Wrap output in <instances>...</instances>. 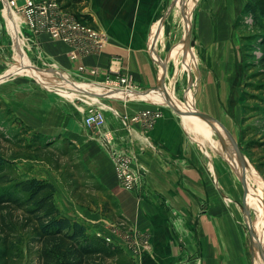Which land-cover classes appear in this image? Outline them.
<instances>
[{
  "label": "rangeland",
  "instance_id": "obj_1",
  "mask_svg": "<svg viewBox=\"0 0 264 264\" xmlns=\"http://www.w3.org/2000/svg\"><path fill=\"white\" fill-rule=\"evenodd\" d=\"M246 2L186 0L184 12L192 17L191 42L195 43L197 28L199 33L207 34L208 29L204 27L215 26L222 16H226L222 27L227 24V37L221 44L220 40L215 42L213 38L202 36L192 51L194 55L179 51L177 61L168 63L164 61L174 46L184 42L188 26L183 12L177 15L179 0H170L168 5L172 15L168 18V28L174 36L168 54L161 55L160 67L161 72L166 73L167 88L173 97L188 105L194 103L190 101L193 96L196 109L206 112L230 132L243 157L264 181V94L248 89L254 96H244L249 75L264 73V47L252 17L243 16ZM8 7L6 0H0V155L9 162L2 174L11 179L48 181L56 188L55 201L61 212L78 219L93 216L102 220L97 223H102L109 231L115 226L132 233V225L119 216L116 199L97 182L83 155L87 141H97L101 149L109 152L115 168L114 155L119 153L106 136V127L108 121L117 120L116 109L120 102L101 93H86L84 86L89 83L49 61L36 47L33 37L39 34L29 27L24 17ZM68 14L75 16L73 11ZM99 71L98 75L101 74ZM259 80L256 78L252 82ZM91 107L100 109L106 118L100 131L84 125L85 114ZM162 107L173 113L178 123L185 127V138L197 143L195 146L200 149L196 152L200 153L202 168L211 171L216 204L232 209L233 220L241 225L247 239L250 259L253 264H264V256L260 253L264 252V188L258 183L261 179L252 171L246 172V181L252 188L247 195L237 168L227 158L236 155L233 151L226 152L211 126L208 125L209 134H205L204 124L187 109L188 115L192 116L188 118L201 124V129L191 133L182 115L175 113L167 103ZM123 120L126 126L132 125L129 119ZM124 157L130 156L124 154ZM131 159L133 167L134 160ZM144 190L142 179L138 198L144 195ZM164 196L163 203H166L163 206L166 205L167 212L162 216L166 221L175 222L181 216L170 212L173 206L192 203L186 195L173 203ZM198 202L201 206L208 204L203 194Z\"/></svg>",
  "mask_w": 264,
  "mask_h": 264
},
{
  "label": "crops",
  "instance_id": "obj_2",
  "mask_svg": "<svg viewBox=\"0 0 264 264\" xmlns=\"http://www.w3.org/2000/svg\"><path fill=\"white\" fill-rule=\"evenodd\" d=\"M81 1L82 13L90 17L93 27L108 37L99 54L73 61L69 57L68 45L53 41L45 34L34 35L33 38L36 47L49 61L89 83L84 86L86 93H101L120 102L116 109L117 120L108 121L106 136L113 141L118 155L128 154L133 158V169L141 173L145 184L144 195L138 198L120 187L112 157L99 147L97 141H87V147L83 149L84 161L97 182L116 199L119 216L146 234L151 244L150 250L142 257L132 255L123 243L118 247L136 264H253L247 239L241 225L233 220L232 209L216 204L211 171L202 168L200 153L196 152L200 148L195 146L196 142L185 138V127L178 123L173 113L162 107L167 103L164 93L183 104L167 88L168 80H163L160 67L161 55L168 54L174 36L168 28V18L172 15L168 5L170 0ZM177 10V15L182 12L179 4ZM225 17L222 16L215 26L204 27L208 29L207 34L199 33L197 28L194 47L202 36L213 38L215 42L220 40L223 44L228 31L226 23L222 27ZM181 23L184 26L183 17ZM181 53L177 52L172 60L176 62ZM81 68L99 69L101 74L91 75ZM128 74L133 78L131 90L124 89L115 81L116 77ZM190 99L194 103L188 105L195 106L194 97ZM145 110L160 112L161 116L152 127H142L137 123L125 125L124 118L131 119ZM181 117L185 118V115ZM187 129L190 132L195 130L191 126ZM205 130L203 132L209 134ZM202 194L208 203L203 206L198 202ZM164 195L172 203L185 198V195L192 202H183L182 206L175 205L170 209L171 213L181 215L175 222L166 221L162 216L167 212L166 205L163 206L166 203H163ZM62 214L84 225L92 234L109 233L108 228L97 223L102 220L93 216L78 219L63 211Z\"/></svg>",
  "mask_w": 264,
  "mask_h": 264
},
{
  "label": "trees",
  "instance_id": "obj_3",
  "mask_svg": "<svg viewBox=\"0 0 264 264\" xmlns=\"http://www.w3.org/2000/svg\"><path fill=\"white\" fill-rule=\"evenodd\" d=\"M57 2L93 27L79 10L81 0ZM243 16L252 17L264 47V0H247ZM258 74L249 75L244 96L253 97L252 90L264 94V73ZM256 78L259 82H252ZM7 164L0 155V264H136L121 248L65 217L56 205L54 184L11 179L2 174Z\"/></svg>",
  "mask_w": 264,
  "mask_h": 264
},
{
  "label": "built area",
  "instance_id": "obj_4",
  "mask_svg": "<svg viewBox=\"0 0 264 264\" xmlns=\"http://www.w3.org/2000/svg\"><path fill=\"white\" fill-rule=\"evenodd\" d=\"M6 3L13 11L25 18L36 34L48 35L52 40L68 45L70 47L69 57L73 61L99 54L108 41V37L102 31L68 14V11L63 10L57 0H6ZM80 70L91 75H98L100 72L99 69L81 68ZM115 81L126 90H131L133 87V78L129 74L118 76ZM109 83H111L110 79ZM159 113L154 110H145L129 120L145 127H152L158 120ZM105 124L106 118L100 109L91 107L85 114L84 125L87 128L100 131ZM114 157L115 172L120 187L137 196L142 188V177L138 171L133 169L132 159L124 155H114ZM110 228V231L108 228V234L98 233L97 236L117 247L120 243L125 244L126 249L135 257H142L150 250L149 238L137 232L134 227H131L132 233L124 232L115 226Z\"/></svg>",
  "mask_w": 264,
  "mask_h": 264
},
{
  "label": "bare ground",
  "instance_id": "obj_5",
  "mask_svg": "<svg viewBox=\"0 0 264 264\" xmlns=\"http://www.w3.org/2000/svg\"><path fill=\"white\" fill-rule=\"evenodd\" d=\"M179 4H180V6H181V8H182V12H183V15H184V17L186 18V20H187V24H188V26H187V32H186V35H187V33H188V31H189V29H190V26H191V24H192V17H191V15L190 14H186L183 10H184V8L187 6V3H186V0H184V1H182V0H179ZM9 8V7H8ZM11 10V9H10ZM8 12H9V10H8ZM10 13V12H9ZM11 14H12V12H11ZM10 14V15H11ZM185 35V36H186ZM184 39H185V37H184ZM184 52V48L182 47V44H179L178 46H176L174 49H173V51L170 53V55H169V58H168V60L166 61V62H168V61H170L171 62V60H172V58L174 57V55L177 53V52ZM192 54V53H191ZM164 65V64H163ZM162 65V66H163ZM163 69V68H162ZM161 74H162V76L164 77V73H162L161 72ZM166 76V75H165ZM166 78V77H165ZM123 92V91H122ZM114 93V92H113ZM124 93V92H123ZM125 93H127V92H125ZM152 96V95H151ZM163 97H164V99L166 100V97H165V94H163ZM170 98V97H169ZM148 99H152L151 97H148ZM171 99V98H170ZM153 100V99H152ZM164 101V100H163ZM171 101H172V105L174 106V107H176L178 110H180V111H182V113L185 115V121L187 122V124H189V126H191V127H194L195 128V130L196 129H201V124H200V122H198L197 120H193V119H189L190 117H192V116H190V115H188V113H187V109H191L192 110V115H194L197 119H199L200 121H201V123H203L207 128H205L206 130L205 131H207L208 130V128H209V126H211L210 127V129H212L216 134H218L217 136H219V138H220V140H221V142H222V144H223V146H224V148H225V150H226V152H228V151H230V152H232V153H234L235 155H236V153H235V151H234V149H233V147H232V145H231V142H230V140L228 139V137L226 136V134L222 131V129L217 125V124H214V123H210V122H208V121H206V120H204V119H202V118H200L198 115H196V113H195V111H196V108H195V106H193V105H183V104H180V103H178V102H176V101H174V100H172L171 99ZM186 112V113H185ZM189 117V118H188ZM209 125V126H208ZM200 132V131H199ZM202 133V132H201ZM204 134V133H203ZM224 137H223V136ZM205 136V135H204ZM206 137V136H205ZM227 140V142H228V144L226 143V141H225V139ZM219 150V149H218ZM231 153V154H232ZM225 155V154H224ZM227 158L229 159V161L231 160V162H232V164L237 168V172H238V174H239V176L242 178V175H243V172H244V169H243V167H242V165H241V163H240V161L236 158V156H234V155H232V156H227ZM247 171H249V172H251L252 171V173L254 174V175H256V176H258L260 179H261V181L263 182H260V180H258V183H259V186L260 187H262V188H264V181H263V179L259 176V174L253 169V167H252V165L249 163V162H246V166H245V174H246V172ZM246 179V178H245ZM247 184H248V190H246V193H247V195L249 194V192L252 190V188L250 187V185H249V183L247 182ZM257 203L258 204H260V202L257 200ZM263 210V209H262ZM264 211V210H263ZM264 253V252H263ZM264 260V259H263ZM262 260V261H263Z\"/></svg>",
  "mask_w": 264,
  "mask_h": 264
},
{
  "label": "water",
  "instance_id": "obj_6",
  "mask_svg": "<svg viewBox=\"0 0 264 264\" xmlns=\"http://www.w3.org/2000/svg\"><path fill=\"white\" fill-rule=\"evenodd\" d=\"M182 1H184V0H182ZM191 33H192V24H191V26H190V29H189V31H188V33H187V35L185 36V39H184V42L182 43V47L184 48V54H186L187 52H189L190 54L192 53L193 54V48H194V43L193 42H191ZM194 55V54H193ZM169 58V57H168ZM163 67V69L165 68V64L162 66ZM166 75V73H165V71H164V77H163V80H164V78L166 77L165 76ZM166 79V78H165ZM164 81H162V85L164 86V89L166 88V86H165V83H163ZM191 86H192V84L190 85V88H191ZM166 92V91H165ZM165 94V97H166V102H167V105H169L170 107H171V109L175 112V113H177V114H179V115H182L183 113H182V111H180V110H178L176 107H174L171 103H172V101H171V99L168 97V95L166 94V93H164ZM195 113H196V115H198L200 118H202V119H204V120H206V121H208V122H210V123H214V124H217L221 129H222V131L226 134V136L228 137V139L230 140V142H231V145H232V147H233V149H234V151H235V153H236V156H237V158L239 159V161H240V163H241V165H242V167H243V169H244V172H243V175H242V178H241V180H240V182L242 183V185L244 186V188L246 189V190H248V184H247V181H246V179H245V166H246V159L243 157V155H242V153H241V151H240V147H239V145H238V143H237V141H235V139L233 138V136L230 134V132L220 123V122H218L217 120H215L214 118H212L211 116H209V115H207V114H205V113H203V112H201V111H198L197 109H196V111H195ZM252 239V238H251ZM252 242H253V239H252ZM261 248V247H260ZM263 256H264V253H263V251H261L260 252Z\"/></svg>",
  "mask_w": 264,
  "mask_h": 264
}]
</instances>
